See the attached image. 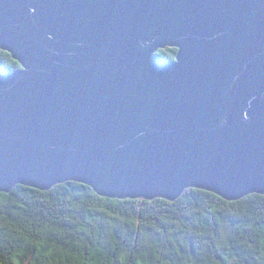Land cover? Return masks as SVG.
I'll list each match as a JSON object with an SVG mask.
<instances>
[{
  "label": "water",
  "instance_id": "water-1",
  "mask_svg": "<svg viewBox=\"0 0 264 264\" xmlns=\"http://www.w3.org/2000/svg\"><path fill=\"white\" fill-rule=\"evenodd\" d=\"M0 50V192L264 195V0H0Z\"/></svg>",
  "mask_w": 264,
  "mask_h": 264
},
{
  "label": "trees",
  "instance_id": "trees-1",
  "mask_svg": "<svg viewBox=\"0 0 264 264\" xmlns=\"http://www.w3.org/2000/svg\"><path fill=\"white\" fill-rule=\"evenodd\" d=\"M157 56L175 61L176 48ZM21 68L0 50V74ZM208 193L120 200L75 182L17 185L0 200V264H264V195L226 205Z\"/></svg>",
  "mask_w": 264,
  "mask_h": 264
},
{
  "label": "snow or ice",
  "instance_id": "snow-or-ice-1",
  "mask_svg": "<svg viewBox=\"0 0 264 264\" xmlns=\"http://www.w3.org/2000/svg\"><path fill=\"white\" fill-rule=\"evenodd\" d=\"M180 51H181L180 48H177V49H176V52H177V53H179ZM251 115H252L251 113H245V114H244V119H245V120H248V119L250 118ZM197 190H198V189H197ZM33 191H37V190H36V189H33ZM208 195H213V193H208ZM11 199H12V197H11L8 193H6V192H0V200L8 201V200H11ZM216 199H221V197H220V196H216ZM261 199H264V197H261ZM223 202H224V204H226V205L229 204V201H228V200H224ZM261 242L264 243V240H262Z\"/></svg>",
  "mask_w": 264,
  "mask_h": 264
}]
</instances>
